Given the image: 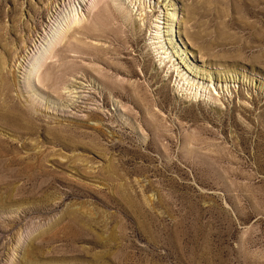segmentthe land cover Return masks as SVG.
Segmentation results:
<instances>
[{
	"label": "rangeland",
	"instance_id": "1",
	"mask_svg": "<svg viewBox=\"0 0 264 264\" xmlns=\"http://www.w3.org/2000/svg\"><path fill=\"white\" fill-rule=\"evenodd\" d=\"M135 2L0 0V264H264V0Z\"/></svg>",
	"mask_w": 264,
	"mask_h": 264
},
{
	"label": "bare ground",
	"instance_id": "2",
	"mask_svg": "<svg viewBox=\"0 0 264 264\" xmlns=\"http://www.w3.org/2000/svg\"><path fill=\"white\" fill-rule=\"evenodd\" d=\"M115 1H117V0H113L114 5H116L117 10H120L119 12L121 14L122 13L121 10H123L122 6L120 5V3L116 4ZM128 1H132L133 3L136 1L135 3L137 4V0H135V1L134 0H128ZM139 1H140V4H141L140 15L144 16V18H142V20H145V18H147L151 12L154 13L155 15L158 14V15H156V18L153 21V26H152L153 29H151V37L149 38L150 39L149 44H151V47L155 50L157 55H159L160 61L164 62L165 65H169L171 63V65L168 68L171 69L172 66H173L175 68V70L178 71V74H180V76L182 77L180 80L181 81L184 80V82H185V83H183L182 86H188V87H190L192 89H195V92H193L194 94L200 93L201 89H204V91L209 90L211 92V88L209 87L210 86L209 83L205 85V82L202 83V82L197 81L196 79H193L189 75H186L187 73H183V70H179V68L176 67L177 65L172 60L173 59V55H171V52L169 51V46L167 47L166 46L167 43L165 44V42H164L165 39L168 40L169 37L166 36L167 34H163V30H162V27H161V23H162V20H161L162 19V16H161L162 15L161 14L162 11H161V8H160L161 6H157V4H154L152 6V4H151L150 5L151 10H147V4L145 2L143 3L142 0H139ZM97 2H98V0H97ZM150 3H152V2L150 1ZM139 9H140V7H139ZM129 11H131V10H129ZM124 14H125L124 17H126L127 14L126 13H124ZM75 17H74V19L71 18L72 20L69 23L66 24L67 27H65V25H64V23L62 21H61V23L57 22L58 23L57 27H55V28L53 27L54 29L52 30V34H51L50 38L47 40L46 45L41 50L39 49V51L33 56V58L30 61V65H29L28 71L26 73L27 74L26 77H27L28 80H33L34 81L35 78L37 76H39L38 75L39 70H40L41 66L43 65V63L46 62V60L50 56V53H51L52 49H54L55 46L57 47V45L61 44L64 41V39L66 38V36H67L66 32H68V30L72 26H75L81 20V19H79L80 17H77V15H75ZM168 18H169V16H168ZM192 19L195 20V18H192ZM188 21H190V20H188ZM196 24L197 23L195 21L194 27L197 26ZM171 28H173V31H175L174 24L171 25ZM171 31L172 30H169L170 34H168V35H172ZM176 33L180 36V38H182L183 32L181 31V29H176ZM189 36H191V38L194 39V40L195 39L198 40L200 35H199V32L194 31V32H190ZM172 37H173V35H172ZM171 40H173V39H171ZM187 50H189V49H187ZM188 52H190V51H188ZM174 56H178V54H175Z\"/></svg>",
	"mask_w": 264,
	"mask_h": 264
}]
</instances>
